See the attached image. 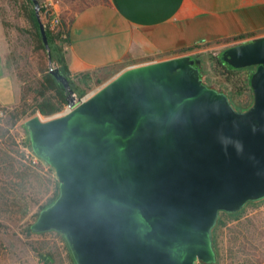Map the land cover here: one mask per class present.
<instances>
[{"label":"water","instance_id":"1","mask_svg":"<svg viewBox=\"0 0 264 264\" xmlns=\"http://www.w3.org/2000/svg\"><path fill=\"white\" fill-rule=\"evenodd\" d=\"M219 51L231 67L256 66L245 111L202 82L190 55L131 65L83 97L50 68L67 107L24 125L58 193L31 232L60 233L74 264L215 262L219 212L264 198V35Z\"/></svg>","mask_w":264,"mask_h":264},{"label":"crops","instance_id":"2","mask_svg":"<svg viewBox=\"0 0 264 264\" xmlns=\"http://www.w3.org/2000/svg\"><path fill=\"white\" fill-rule=\"evenodd\" d=\"M68 15L66 62L71 74L194 55L264 35V0H77ZM67 14V16L65 15ZM111 77V78H112ZM15 77L0 47V106L18 101Z\"/></svg>","mask_w":264,"mask_h":264},{"label":"rangeland","instance_id":"3","mask_svg":"<svg viewBox=\"0 0 264 264\" xmlns=\"http://www.w3.org/2000/svg\"><path fill=\"white\" fill-rule=\"evenodd\" d=\"M39 1L47 8L54 10V5L49 0ZM56 3L61 7V10L69 15L77 7L79 1L56 0ZM53 12L55 13V11ZM65 15L67 16L66 13ZM55 16L58 17L56 13ZM24 27L25 21L19 13L17 0H0V47L3 49L4 58L7 54L15 52L28 83L35 87L40 78V73L37 72L38 67L56 69L57 64L52 61L49 65L48 57H40L38 53L33 52L28 35L19 30L20 28L23 30ZM216 50L206 49L199 52L203 55V71L205 73L211 71L206 66V55L209 56ZM10 72L15 77L19 89L16 103L18 105L21 95L20 83L16 75L11 70ZM84 73H89L90 80L80 85L84 91L82 95L74 92L78 97H83L97 89L113 75V72L109 73L100 69ZM216 80L217 84L230 94L231 101L238 108H243L250 101V90L236 93L227 88L228 85L222 78L216 77ZM31 97L32 93H29L26 101L31 103ZM65 107L66 104L58 112H62ZM31 108L32 106L28 107L27 113L15 124H11L12 107L3 108L0 106V160L4 154L13 156L14 160H20L23 153L26 163L28 160L33 165L27 156L30 150L23 143L27 138L24 122L36 114L42 118L46 116L41 115L38 111L30 114ZM33 166L42 176L40 183L34 187L27 185L26 189H22L20 184L18 185V180L10 177L12 176L11 167H4L0 163V221L4 224L0 232V264H48L41 260L40 252L53 254V256H49L50 264H73L64 238L60 233L51 230L42 234H28L25 231L36 217L38 205L52 196L54 190L53 184L47 181L48 176L53 180L55 175L54 171H50L49 165L39 159V162ZM19 188L21 194L18 191ZM25 203L27 204V213L22 215L21 204ZM251 235L252 237H250ZM216 237L219 264H264V198L254 203H248L237 215L221 214V223L216 230Z\"/></svg>","mask_w":264,"mask_h":264},{"label":"trees","instance_id":"4","mask_svg":"<svg viewBox=\"0 0 264 264\" xmlns=\"http://www.w3.org/2000/svg\"><path fill=\"white\" fill-rule=\"evenodd\" d=\"M17 3H18V8H19V13L21 17L23 18V20L25 21L24 29L22 30V28H20L19 30L21 32L22 31L25 32L28 35L33 52L38 53L40 57L46 58L47 52L42 42L41 34L39 31V25H38V21L35 15L32 0H17ZM39 4H40L39 14L45 26V31H46V36H47V40H48L49 47H50L52 61H54L57 64L56 69L68 79L69 84L72 87L73 91L76 92L78 95H82L84 91L80 88V85L87 83V81L90 80V75L89 73L71 74V72L68 69L67 62H66V54H67V46L69 44V20L66 17L58 16V23L52 27L50 24V20L52 19L53 16H55V13L53 12L54 10H52L51 8H47V6L43 5L41 1H39ZM202 56L203 55L201 53H197L191 56V58L194 60V63H193L194 66H196V68L199 71V75L201 79H202V76H201L202 72L204 74H207L203 71V68H202L203 66ZM4 59H5L4 65L9 71L11 70L16 75L20 83V88H21L20 103L18 105L15 104L11 106L12 107V111L10 113L11 124H15L22 116H24L27 113L26 112L27 108L30 106H32L30 114L34 113L35 111H38L41 115H44V116H49L51 114H54L60 111L64 107V105L66 104L67 92L64 89L63 85L52 74V71L50 70V68L48 67L42 68L41 66L38 67L37 72L40 73V78L37 82V86L32 87V85L28 83L24 70L20 67L18 63L17 54H15V52H11L10 54H7ZM9 60L11 61L10 63H9ZM213 69L218 74L220 72V74L224 76V82L227 83L226 84L228 85L227 88H229L230 90L236 93H242L248 90L251 91L249 87V83H248L249 78L244 72L235 71L231 73L230 71L228 72L226 71L224 73L223 69L221 72V68L219 67L217 63L213 67ZM202 82H203V79H202ZM29 93H32L31 103L26 101V98ZM227 97L230 101L231 96L229 97V95H227ZM251 103H252V92H251L250 101L246 103L245 105L250 106ZM232 106L234 107L233 104ZM3 108H8V107H3ZM235 108H238V107L236 106L234 107V109ZM23 143L31 151L27 138L26 140H24ZM23 160H24L23 153L21 154L20 160H14L13 156L9 154H6V155L4 154L0 160V163L3 164L4 167H7V166L11 167L12 176L10 177L18 180L19 182L18 185L20 184L22 189L24 188L26 189L27 185H31L32 187H34L37 185V183H40V178H42V176H40L41 174H39V172L37 171V168L33 166L35 164L32 165L28 160H27V163H26V160L24 161ZM49 169L51 172H53L50 166H49ZM47 181L53 184L54 190H53L52 196L48 197L44 203L38 205V211L36 215L39 213L40 210L50 205L54 201L58 193V182H57L56 176L55 175L53 176V180L52 178H50V176H48ZM20 188L18 191H20V194H21ZM254 202L256 201L248 202V203H254ZM36 203L38 204V201H36ZM247 204H245L239 210H236L233 212H224V211L219 212L216 224L212 228V241H213V245H214L215 252L217 255V260L213 263H202V264H219V253L217 249L216 230L221 223V214H227L231 216L237 215L243 210V208ZM21 205H22L21 214L25 215L27 213V204L25 203ZM3 227H4V224L0 221V232L2 231ZM25 231L28 234L33 233L29 229V225L27 226ZM39 234H42V233H39ZM250 237H252V235ZM50 255L53 256L51 252H44V253L40 252L39 253L41 260L48 264H50V259H49Z\"/></svg>","mask_w":264,"mask_h":264},{"label":"flooded vegetation","instance_id":"5","mask_svg":"<svg viewBox=\"0 0 264 264\" xmlns=\"http://www.w3.org/2000/svg\"><path fill=\"white\" fill-rule=\"evenodd\" d=\"M220 51L219 52H213L211 54H209V56L206 55V66L211 70L209 73L207 74H204L203 72L201 73L202 75V79H203V82L208 85L209 87H214L215 89H217L218 91H222L224 93H228L225 89H223L222 87H220L218 84H217V80H216V77H219V78H222V80L224 81V76H222V74H219L213 69V67L216 65V63L219 65V67L221 68V72H222V69L224 71V73L227 71H230L231 73L235 72V71H238V72H244L248 78L250 77V75L253 73V71L255 70L256 66H249V67H243V68H234V67H231L229 66L228 64H226L224 61H221L219 59V56H220ZM203 68V66H202ZM222 82V81H220ZM227 95H229L230 97V94L228 93ZM230 101H231V98H230ZM231 103L233 104V102L231 101ZM234 105V104H233ZM252 105V103H251ZM250 105V106H251ZM249 105L247 106H244L243 108H235L236 111H245L247 110L249 107ZM234 107H236L234 105Z\"/></svg>","mask_w":264,"mask_h":264},{"label":"built area","instance_id":"6","mask_svg":"<svg viewBox=\"0 0 264 264\" xmlns=\"http://www.w3.org/2000/svg\"><path fill=\"white\" fill-rule=\"evenodd\" d=\"M58 23V17L57 16H53L52 19L50 20V24L51 26H55ZM67 107V106H66ZM65 107V108H66ZM28 158L29 160L33 163V164H37L39 162V158L37 156H35L31 151L28 152Z\"/></svg>","mask_w":264,"mask_h":264}]
</instances>
